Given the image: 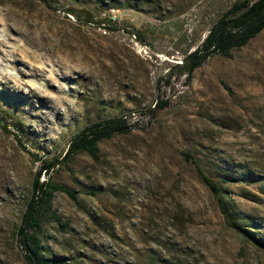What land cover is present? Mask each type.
<instances>
[{
    "label": "rangeland",
    "instance_id": "obj_1",
    "mask_svg": "<svg viewBox=\"0 0 264 264\" xmlns=\"http://www.w3.org/2000/svg\"><path fill=\"white\" fill-rule=\"evenodd\" d=\"M239 1L0 0V264H28L17 232L40 159L54 158L41 181L78 200L58 193L44 212L48 258L264 264V32L167 83ZM158 100L169 103L149 126L102 141L99 162L80 154L69 172L86 127ZM186 152L228 195V217Z\"/></svg>",
    "mask_w": 264,
    "mask_h": 264
},
{
    "label": "trees",
    "instance_id": "obj_2",
    "mask_svg": "<svg viewBox=\"0 0 264 264\" xmlns=\"http://www.w3.org/2000/svg\"><path fill=\"white\" fill-rule=\"evenodd\" d=\"M39 1L44 4L49 3V0ZM262 32H264V0H241L235 3L211 30L203 45L188 55L182 61V64L174 67V70L168 76L167 83L176 78L175 71H179L181 76H186L188 82H191L194 72L201 68L210 58L222 56L232 59L235 49H242L248 46ZM168 103V101L158 100L156 108L164 109ZM150 110L153 113L156 112V109ZM126 117L110 119L86 127L79 136L74 138L63 159L69 172H73L69 164L76 156L87 154L99 162V144L102 141L110 140L118 134H129L132 129H135L128 125ZM16 138L22 144V141L17 136ZM184 156L187 161L195 165L211 191L215 195L220 196L219 206L222 213L228 217V195L222 194L221 188L205 175L204 169L195 157L188 152ZM40 161L42 162V167L33 183L32 198L27 204L17 237L22 250L26 253L28 264H66L63 259L48 258L46 256L40 239L43 228L42 217L45 211L52 209V201L56 194L65 193L74 201L78 200V194L53 182L51 178L41 181L43 175L50 174L52 170L61 165L62 161L59 158H54L51 161L40 159ZM241 231L247 234L245 230Z\"/></svg>",
    "mask_w": 264,
    "mask_h": 264
},
{
    "label": "built area",
    "instance_id": "obj_3",
    "mask_svg": "<svg viewBox=\"0 0 264 264\" xmlns=\"http://www.w3.org/2000/svg\"><path fill=\"white\" fill-rule=\"evenodd\" d=\"M109 19L111 22H116L118 20L117 14H110ZM137 36L133 35V40H136ZM157 107V103L154 105L152 109H155ZM155 112H151V110L145 111L143 114L135 115L133 118L126 117L128 125L133 128H143L146 126H149L152 121L154 120Z\"/></svg>",
    "mask_w": 264,
    "mask_h": 264
}]
</instances>
